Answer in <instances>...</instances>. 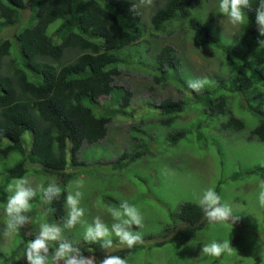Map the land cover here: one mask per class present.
Segmentation results:
<instances>
[{
	"label": "trees",
	"instance_id": "obj_1",
	"mask_svg": "<svg viewBox=\"0 0 264 264\" xmlns=\"http://www.w3.org/2000/svg\"><path fill=\"white\" fill-rule=\"evenodd\" d=\"M132 2L135 0H0V32L17 24L27 5L30 10L27 18L22 17L28 25L11 36L0 37V159L18 155L13 166L6 169L9 177H23L27 165H34L35 172L60 176L62 186L66 185L74 176L68 166L84 164L79 158L84 144L104 138L113 117L126 113L113 108V103L123 109L131 106L137 88L120 82L124 70L132 68L128 58L135 53L144 54L150 62L144 64V69L151 73L154 84L168 83L171 69L180 66L181 61L179 50L171 43H162L160 38L175 34L187 38L198 50L214 46L227 58L232 55L239 58L229 88L246 100H258L249 105L258 116L249 137L264 142V99L260 98L264 92V69L250 61L259 53L264 54V49H257L258 39H264L255 26L258 0H252L251 8L244 9L248 21L243 29L251 34L245 40L244 50L211 34L214 21L223 17L213 13L215 0H154L148 14L147 7H141L138 15L129 10ZM201 5L206 13L199 10ZM56 21L59 23L52 30L50 26ZM154 88L148 86L150 90ZM189 90L206 118L227 116L218 129H243L244 121L234 115L225 95L208 88L199 93ZM185 104V97L165 96L155 106L169 114L184 111ZM189 131L188 127L175 128L169 132L168 140L177 143ZM133 144L143 145L144 154L151 152L147 143H132V147ZM134 150V156H139L140 151ZM129 156L131 151H125L120 159ZM244 173L264 178V163L235 171L229 177L237 180ZM0 192V200H4L5 195ZM65 196L63 189L58 200L48 203V212L54 220L64 215ZM39 199L37 195L32 201ZM27 215L32 219L33 210ZM173 217L181 223L171 238L178 244L196 237L208 221L198 203L191 201L181 202ZM164 233L171 234L170 227ZM166 242L162 239L150 246L161 247ZM139 247L149 246L145 243L131 249L123 246L107 255L120 256L128 262ZM81 252L87 256L85 250ZM12 264H26L24 255Z\"/></svg>",
	"mask_w": 264,
	"mask_h": 264
},
{
	"label": "rangeland",
	"instance_id": "obj_2",
	"mask_svg": "<svg viewBox=\"0 0 264 264\" xmlns=\"http://www.w3.org/2000/svg\"><path fill=\"white\" fill-rule=\"evenodd\" d=\"M218 4L219 0H215L213 13L220 14ZM28 6L22 11L19 22L3 29L0 37L11 36L29 24L22 19L28 17ZM149 10L150 7H147L146 14ZM199 10L204 12L205 6H199ZM58 23L59 21L54 22L50 28L53 30ZM211 34L217 40L241 50L247 47L245 40L251 36L244 31L243 26H232L224 16L214 21ZM160 40L162 43L173 44L179 50L180 66L171 69L168 83L154 84L153 76L144 66L145 63H150L149 60L144 54H133L128 58V65L132 68L127 67L120 79L129 88H137L131 106L123 109L113 103V108L125 110L126 113H118L113 117L104 138L93 144H84L79 154L84 164L68 166V171L73 172L74 176L67 184L62 186L60 176L35 172L33 168L37 166L34 165H27L28 171L24 176L30 177L34 185L41 182L46 185L55 180L66 195L72 181L83 179L80 207L85 209L83 219L87 224H91L99 216L110 228L114 221L108 208L118 207L123 200L136 205L144 216V227L136 231L142 233L143 243L149 247H139L133 251L127 264H260L259 255H264V208L258 204L261 177L255 173H244L237 180L229 177L235 171H246L264 163V142L249 137L258 123V116L249 109V105H254L258 100H246L239 92L229 88L237 69L236 64L240 62L239 58L235 59L233 55L231 59L227 58L220 48L214 46L198 50L187 38L177 37L176 34L162 36ZM213 52L219 57V62L217 56L213 57ZM250 61L264 69V54L259 53ZM195 78H207L209 84L205 88L226 96L234 115L244 121L243 129L222 131L218 129V125L227 116L205 117L187 87V81ZM150 85L155 88L148 89ZM165 96L185 97L184 111L162 113L155 104ZM260 98L264 99V92ZM96 113L99 114L97 110ZM179 127H188L190 131L172 144L167 136ZM26 136L29 137L28 134ZM132 143H147L151 152L144 154L143 145L133 144L132 147ZM134 148L140 151L139 156H134ZM125 151H131L132 156L128 159L132 161L120 159ZM17 159V154L0 159V191L5 195V199L0 200V264H12L15 259L24 255L28 243L38 233L41 221L59 225L63 229L64 239L81 251L85 250L87 256L96 259L97 264L113 249L126 246L116 242L111 249L105 251L100 248V242H86L83 239L86 225L77 224L71 230L64 228L68 212L66 202L63 217L54 220L41 193H37L40 198L37 202H30L33 210L30 223L21 229L19 235L5 236L3 227L6 217L3 208L9 195L5 188L15 179L9 177L6 169L13 166ZM209 187L214 188L221 196L222 202L232 207L233 214L239 219L231 224L207 221L196 237L181 244L176 243L171 238L181 226L173 217L178 206L183 201L197 203L203 190ZM168 227L171 234L165 236L164 232ZM148 236L153 238L147 239ZM111 239L118 240L114 235ZM162 239L167 241L163 246H150L152 242ZM226 239H229L234 248L232 254L224 253L219 258L202 254L203 245ZM49 247L54 249L56 245L50 243Z\"/></svg>",
	"mask_w": 264,
	"mask_h": 264
},
{
	"label": "clouds",
	"instance_id": "obj_3",
	"mask_svg": "<svg viewBox=\"0 0 264 264\" xmlns=\"http://www.w3.org/2000/svg\"><path fill=\"white\" fill-rule=\"evenodd\" d=\"M153 3L154 0H135L130 3L129 10L138 15V10L141 7H150ZM251 6L252 0H219L218 13L227 17L232 26L239 28L246 26L247 16L244 9H250ZM255 26L259 36L264 37V0H258V6L255 8ZM257 44V49H264V39H258ZM208 84L207 78H195L187 81V87L194 93H199ZM83 187V179L71 182V188L65 196L68 212L64 228L71 230L77 224L86 225L83 239L90 244L100 242V248L105 251L112 248L111 237L113 235L129 249L143 243L142 233L136 231V229L144 227L143 213L136 205L127 200L121 201L118 207L107 209L114 221L110 228L99 216L95 217L91 224H87L83 219L85 209L80 207ZM259 187L258 204L264 208V178L259 179ZM5 191L9 195L3 208L6 217L3 234L9 237L19 235L21 229L30 223L27 214L32 211L30 202L37 196V193H41L44 202L49 204L58 200L62 194V190L55 180L46 185L43 182L34 185V181L27 176L13 179L7 184ZM197 203L209 223L227 222L231 224L239 219L233 214L232 207L228 203L222 202L221 196L214 188L209 187L203 190ZM50 211H54V209H50ZM47 214L45 213V215ZM62 233L63 229L55 223L39 222L38 233L25 249L26 264H97L95 258L85 256L79 247L64 239ZM50 243L55 244L56 247L50 248ZM192 246L195 247V244ZM233 250L229 239L223 242L214 240L201 248L204 256L214 258H219L224 253L232 254ZM259 256L260 264H264V255ZM99 264H127V260L120 256L105 255L102 260H99Z\"/></svg>",
	"mask_w": 264,
	"mask_h": 264
}]
</instances>
